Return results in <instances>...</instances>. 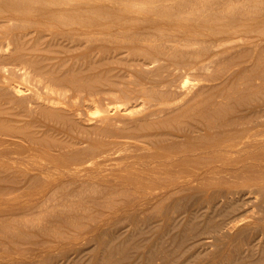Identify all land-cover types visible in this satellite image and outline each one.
<instances>
[{
	"label": "rangeland",
	"instance_id": "374dc122",
	"mask_svg": "<svg viewBox=\"0 0 264 264\" xmlns=\"http://www.w3.org/2000/svg\"><path fill=\"white\" fill-rule=\"evenodd\" d=\"M16 1L0 264H264V0Z\"/></svg>",
	"mask_w": 264,
	"mask_h": 264
},
{
	"label": "bare ground",
	"instance_id": "6f19581e",
	"mask_svg": "<svg viewBox=\"0 0 264 264\" xmlns=\"http://www.w3.org/2000/svg\"><path fill=\"white\" fill-rule=\"evenodd\" d=\"M16 1V0H15ZM14 0L13 1H5V2H3V3H1L0 4V16L2 17V16H6V15H4V14H6V12L7 13H9V16L11 17L12 15L11 14H21V13H29V11H30V13H31V11H32V13H33V10H27L28 12H26V9H34L36 6L34 5V8H33V5H30V3L29 2H26V3H24V2H22V1H20L19 3H17V1L15 2ZM19 1V0H18ZM24 3V4H22V3ZM32 3H34V2H32ZM40 4H42L41 2H40ZM31 7V8H30ZM46 7V6H45ZM37 8H39L38 6H37ZM43 8V7H42ZM39 9H41V8H39ZM36 11V9H34V13H36L35 12ZM41 12V11H40ZM46 13V12H45ZM38 14V13H37ZM100 14V13H99ZM8 15V14H7ZM101 15V14H100ZM9 17V18H10ZM102 17V16H101ZM101 17H99V18H101ZM98 18V19H99ZM103 19V18H102ZM17 88V87H16ZM17 90V89H16ZM20 89L18 88V91H19ZM115 107V106H114ZM226 111V110H225ZM222 112V111H221ZM200 113V112H199ZM211 114V113H210ZM184 115V114H183ZM204 115V114H203ZM209 116V115H208ZM191 118V117H190ZM219 118V117H218ZM186 120V119H185ZM223 122V121H222ZM221 122V123H222ZM263 122V121H262ZM200 123V122H199ZM224 124V123H223ZM152 125V124H151ZM155 126V125H154ZM194 126V125H193ZM148 127V126H147ZM152 127V126H151ZM173 128V127H172ZM190 128V127H189ZM193 128V127H192ZM200 128V127H199ZM171 129V128H170ZM174 129V128H173ZM207 129V128H206ZM249 129V128H248ZM175 130V129H174ZM179 130V129H178ZM176 131V130H175ZM189 131H190V129H189ZM247 131V130H246ZM219 132V131H218ZM129 133V132H128ZM173 133V132H172ZM244 133V132H243ZM131 134V133H130ZM144 135H147V134H144ZM169 135V134H168ZM251 136V135H250ZM253 136H255V135H253ZM173 138V137H172ZM252 138V137H251ZM235 141V140H234ZM227 142V141H226ZM231 143V142H230ZM252 143V142H251ZM186 145V144H185ZM245 146V145H244ZM168 147V146H167ZM172 147V146H171ZM217 147V146H216ZM194 148V147H193ZM257 148V147H256ZM195 149V148H194ZM206 149V148H205ZM166 150H168V149H166ZM188 150V149H187ZM174 151V150H173ZM233 151V150H232ZM186 152V151H185ZM189 152V151H188ZM150 154V153H149ZM156 154V153H155ZM158 154V153H157ZM215 154V153H214ZM148 157V156H147ZM165 157V156H164ZM213 157V156H212ZM184 158V157H183ZM218 158V157H217ZM156 159V158H155ZM157 159H158V157H157ZM203 159V158H202ZM168 160V159H167ZM196 161V160H195ZM205 161V160H204ZM122 165V164H121ZM187 165V164H186ZM198 165V164H197ZM163 166V165H162ZM183 166V165H182ZM189 166V165H188ZM171 167V166H170ZM166 168V167H165ZM145 169V168H144ZM182 169V168H181ZM179 170V169H178ZM159 172V171H158ZM189 175V174H188ZM115 176V175H114ZM131 176V175H130ZM124 180V179H123ZM140 185V184H139ZM149 188V187H148ZM141 191V190H140Z\"/></svg>",
	"mask_w": 264,
	"mask_h": 264
}]
</instances>
